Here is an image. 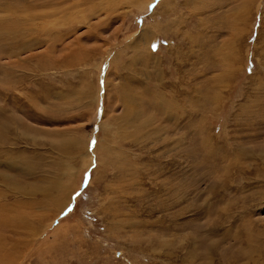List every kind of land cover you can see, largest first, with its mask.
<instances>
[{
	"label": "rangeland",
	"instance_id": "374dc122",
	"mask_svg": "<svg viewBox=\"0 0 264 264\" xmlns=\"http://www.w3.org/2000/svg\"><path fill=\"white\" fill-rule=\"evenodd\" d=\"M0 27L2 264H264V0H0Z\"/></svg>",
	"mask_w": 264,
	"mask_h": 264
},
{
	"label": "bare ground",
	"instance_id": "6f19581e",
	"mask_svg": "<svg viewBox=\"0 0 264 264\" xmlns=\"http://www.w3.org/2000/svg\"><path fill=\"white\" fill-rule=\"evenodd\" d=\"M18 2L20 1V0H17ZM23 2V1H22ZM24 2H26V1H24ZM24 4H26V3H24ZM27 5V4H26ZM22 6V5H21ZM27 10V9H26ZM1 28V27H0ZM9 34V33H8ZM11 34V33H10ZM13 52H15V50L13 51ZM11 76V75H10ZM7 93V92H6ZM17 107V106H16ZM178 113V112H177ZM1 115V114H0ZM7 122V121H6ZM6 125H9V124H7V123H5V121L0 117V139H1V137L4 135V133H5V131H6V129H4V128H9V127H6ZM10 126V125H9ZM13 127V126H12ZM11 127V128H12ZM16 127V126H15ZM13 130L12 131H16V129L14 130V128H12ZM9 130V129H8ZM12 133V132H11ZM13 133H15V132H13ZM15 134H17V132L15 133ZM17 137V136H16ZM13 138V137H12ZM14 149H16V148H14ZM12 157V156H11ZM2 164V160L0 159V165ZM17 164H18V161H15V164H14V162L13 163H11V167L12 168H15V167H17ZM3 177V176H2ZM3 181V180H2ZM56 186L53 184V186H52V188H55ZM74 192V190L72 191L71 190V192H69V193H67V192H63V194L61 193V199L59 200V207H57V208H59V210H60V212L61 211H63V209H65V207L68 205V203H69V201H70V199H71V195H72V193ZM57 200V199H56ZM56 205H58V203H56ZM7 253H9L8 251H7V249H0V263L3 261V259H4V257L7 255ZM2 264V263H1Z\"/></svg>",
	"mask_w": 264,
	"mask_h": 264
},
{
	"label": "snow or ice",
	"instance_id": "6c2138e0",
	"mask_svg": "<svg viewBox=\"0 0 264 264\" xmlns=\"http://www.w3.org/2000/svg\"><path fill=\"white\" fill-rule=\"evenodd\" d=\"M150 7H151V6H150ZM151 47H152V49L155 51L157 45L154 43V44L151 45ZM91 143H92V145H95L96 142H95V140L93 139ZM93 167H95V165H93ZM85 178H86V180H87V174H86V177H85ZM76 195L78 196L79 193H77ZM71 210H72L71 208L68 209V211H71Z\"/></svg>",
	"mask_w": 264,
	"mask_h": 264
}]
</instances>
